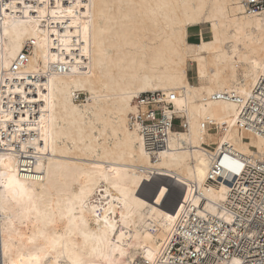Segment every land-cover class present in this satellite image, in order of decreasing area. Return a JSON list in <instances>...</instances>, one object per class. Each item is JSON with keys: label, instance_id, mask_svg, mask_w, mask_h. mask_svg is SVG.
Segmentation results:
<instances>
[{"label": "bare ground", "instance_id": "bare-ground-1", "mask_svg": "<svg viewBox=\"0 0 264 264\" xmlns=\"http://www.w3.org/2000/svg\"><path fill=\"white\" fill-rule=\"evenodd\" d=\"M246 8V0H0V158L32 194L13 200L0 188L3 264L5 242L8 264H44L57 237L84 246L85 224L100 235L97 216L129 253L116 260L174 264L167 245L189 236L181 226L191 214L227 217L219 206L233 189L208 184L211 167L232 177L245 165L232 154L264 161V136L239 123L264 75V18ZM156 91L174 95L163 109L185 129H172L153 155L130 117L137 98ZM233 162L243 167L233 171ZM157 186L169 189L159 205Z\"/></svg>", "mask_w": 264, "mask_h": 264}, {"label": "built area", "instance_id": "built-area-1", "mask_svg": "<svg viewBox=\"0 0 264 264\" xmlns=\"http://www.w3.org/2000/svg\"><path fill=\"white\" fill-rule=\"evenodd\" d=\"M247 7L259 12L264 5L257 0L255 9L248 4ZM167 99L160 91L141 94L137 98L140 109L130 117L131 123L140 127L153 155L168 148L172 129H185L181 118L164 112L163 105L171 106L169 102L174 95ZM239 117L241 129L264 136V75L246 98ZM232 156L245 164L240 174L229 177L217 163L211 167L207 179L208 184L225 183L233 189L228 201L219 206L227 217L208 211L204 215L191 214L188 224L181 226L189 236L178 233L167 245L166 252L174 264H234V259L239 264H264V161ZM0 264H3L1 248Z\"/></svg>", "mask_w": 264, "mask_h": 264}, {"label": "snow or ice", "instance_id": "snow-or-ice-1", "mask_svg": "<svg viewBox=\"0 0 264 264\" xmlns=\"http://www.w3.org/2000/svg\"><path fill=\"white\" fill-rule=\"evenodd\" d=\"M246 3L249 5L251 9H255L257 0H246ZM261 5H264V0H259ZM245 13L249 15H259L261 18H264V7L260 9L259 12L256 11H249L248 8L244 9ZM71 13V9L69 10ZM55 15V13H53ZM87 31V29H86ZM144 89H135V94H139ZM132 98V94H129V99ZM227 159V158H226ZM3 158H0V166H2L5 170L0 171V188H2L5 192L10 193L12 199H17V196L23 198L27 196L29 200L32 199V194L30 193L29 189L21 183L20 178L18 177L17 173L14 172L8 165L2 163ZM235 167L233 171L237 170L238 168L243 167L242 164L238 162H233ZM105 197L108 193L104 192ZM120 195H124V193H120ZM169 195V189L167 187H160L157 186L156 189L153 191V195L151 198L155 199L157 205H159L160 201L166 198ZM80 204H81V211H83L85 202L87 200V193L81 189L80 193ZM143 203V202H139ZM144 207H149L148 205H144ZM155 211V209H153ZM169 220L172 217H168ZM97 229L100 231V235L97 237L93 234L91 237L87 234L86 229L87 225L83 226L84 230L81 234L84 235L85 244L84 246H79L74 243H71L70 240H67L64 244H61V240H65V237H57L54 238L51 243V248L47 251L46 256L44 257V264H125L124 260H116L114 258V254L118 253L120 257L127 258L129 253L124 251L123 248L119 246V243L116 245H112L110 243V237L108 235L109 230L116 231L114 225L109 222V219L106 217L103 220L97 216L96 217ZM103 224V230L101 231L100 226ZM70 222V227H71ZM74 233L72 231L68 232V236L71 237ZM121 238H123V232H121ZM98 241L96 246L92 247L91 249L88 248V241L89 240ZM101 245H105V247H101ZM132 247V245H129ZM4 264H8V246L7 242L4 245ZM152 259L151 253L148 254V260ZM127 264H136L134 260H127ZM236 264H239L237 261Z\"/></svg>", "mask_w": 264, "mask_h": 264}, {"label": "rangeland", "instance_id": "rangeland-1", "mask_svg": "<svg viewBox=\"0 0 264 264\" xmlns=\"http://www.w3.org/2000/svg\"><path fill=\"white\" fill-rule=\"evenodd\" d=\"M199 31V28L198 27H196V28H193V29H190V35H191V37H189V40L190 41H194V40H196V39H194V34L196 33V32H198ZM204 33H205V38H209V33H208V31L205 29L204 30ZM190 71H191V75H193V70H192V68L190 69ZM80 99H85V94H80Z\"/></svg>", "mask_w": 264, "mask_h": 264}, {"label": "crops", "instance_id": "crops-1", "mask_svg": "<svg viewBox=\"0 0 264 264\" xmlns=\"http://www.w3.org/2000/svg\"><path fill=\"white\" fill-rule=\"evenodd\" d=\"M189 37H191V35H189ZM194 39H196V40H194V41H192V42H196V41H198V32H196L195 34H194Z\"/></svg>", "mask_w": 264, "mask_h": 264}]
</instances>
